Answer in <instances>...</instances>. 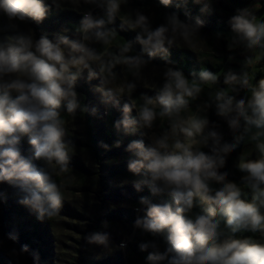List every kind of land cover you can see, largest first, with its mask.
<instances>
[{
  "label": "clouds",
  "instance_id": "1",
  "mask_svg": "<svg viewBox=\"0 0 264 264\" xmlns=\"http://www.w3.org/2000/svg\"><path fill=\"white\" fill-rule=\"evenodd\" d=\"M128 2L0 0V16L9 22L41 23L53 7L78 10L81 3L94 5L103 13L83 11L74 29L76 39L63 34L70 31L67 28L54 39L46 34L37 39L32 29L21 30L17 23L10 25L14 35H0V185L14 188L16 202L37 221L60 215L65 194L58 177L69 172L76 149L70 125L75 127L78 114H98V108L89 109L82 102L77 82L99 79L92 91L100 95V103L121 112L115 130L124 136L139 133L150 140L146 144L134 139L125 148L130 153L127 168L134 176L132 186L137 192L147 187L155 198L154 202L141 196L135 209L138 215L133 227L155 238L138 245L147 253L145 264H264V78L254 83L256 73L251 70L264 61V20L258 19L253 7L237 9L229 18L232 35L228 49L242 48L248 54L239 73L223 72L225 88L218 86L220 75L208 69L185 75L168 66L172 63L170 48L178 47L179 42L194 48L195 37L204 40L200 16L181 20L177 12L166 13L164 22L153 28L139 9L121 17ZM188 2L159 0L165 7L176 8H186ZM192 2L202 4L200 12L206 14L213 0ZM117 18L121 31L136 32L140 52L134 53L132 41L115 46V51L108 47L119 35L112 27ZM221 35L217 33V37ZM156 57L165 62L162 82L149 88L153 95L141 93L133 99V92L145 80L144 69ZM205 84L214 92L190 112ZM241 90L247 95L237 99L234 94ZM123 97L127 100L121 106ZM213 105L216 114L227 121L231 142L209 128L206 112ZM157 121L161 122L158 134L152 131ZM25 137L29 155L20 147ZM121 143L117 140L115 146ZM242 144L252 147L238 158L236 167L242 176L237 183L220 170L226 166L227 156ZM100 146L109 148L103 142ZM205 148L209 151L202 150ZM245 189L250 190L251 200ZM6 200V191L0 190V203ZM102 226L107 228L108 221ZM7 240L16 243L19 234L12 231ZM83 240L87 245L112 247L107 231H89ZM4 243L0 239V247ZM119 247L126 244L121 242ZM29 252V245L22 244L10 248L8 255L19 264ZM31 254L33 264H39V252Z\"/></svg>",
  "mask_w": 264,
  "mask_h": 264
},
{
  "label": "trees",
  "instance_id": "2",
  "mask_svg": "<svg viewBox=\"0 0 264 264\" xmlns=\"http://www.w3.org/2000/svg\"><path fill=\"white\" fill-rule=\"evenodd\" d=\"M255 1L213 0L209 11L206 14H201L200 9L203 5L193 3L192 0H189L186 8L165 7L159 3V0H129L128 4L122 8L121 17L128 11L139 9L150 18L152 27L155 28L164 22L166 13L177 12L181 20L188 18L194 20L200 16L204 21L200 35L206 42L200 37H195L196 47L194 48L179 42L178 47L170 48L169 59L172 63L168 66L182 70L185 75L192 71L199 73L202 68L208 69L218 73L220 75L219 85H224L223 72L231 69L239 73L243 68L245 56L248 54L242 48L228 49V38L232 35L228 20L236 14L237 9L251 7ZM260 3L259 8L255 10L256 15L264 12V0H260ZM89 9L93 11L94 15L103 14L101 9L94 5L81 3L78 10L66 6L64 10L57 11L53 7L48 17L41 23L35 21L27 24L18 21L9 22L6 17L0 16V29H3L0 35H14L15 30L10 25L17 23L21 30L32 29L37 39L42 34L54 39L58 34H62V30L65 28L70 31L63 34L68 35L70 39H76L74 29L82 19L83 11ZM119 25L120 19L117 18L112 27H116L119 35L108 47L115 51V46L132 41L134 53L140 52L141 45L135 42L136 32L121 31ZM217 33L222 35L217 37ZM97 47L102 48L100 45ZM147 67L164 70L165 62L156 57ZM121 72L122 75L131 79L123 69ZM255 73L256 82L260 78H264L261 69ZM89 83L92 86H97L100 81L94 79L91 82H86L84 79H80L77 82L76 91L89 109L93 106L98 108V114L95 116L90 112L78 114L75 121L80 124V130L70 125L69 135L76 149L71 159L69 172L58 177L64 185L65 194V202L60 215L50 221H37L27 208L16 202L17 198L12 196L10 190L16 191L14 188H10L9 185H0V190L7 193V200L0 203L4 211L0 222V234L5 238L12 231L19 234L16 244L18 246L27 244L30 248L27 255L28 264H33L31 253L34 251H38L40 254L39 264H145L147 253L141 252L138 245L143 241L155 239L133 227L134 220L138 215L135 209L138 207L140 197H149L154 202L155 198L151 196L147 187L142 192H137L132 186L130 181L134 179V176L127 168L130 153L125 151L131 140L143 139L146 144L149 141L145 137H141L139 133L133 136H124L122 133H118L114 124L120 119L121 112L100 103V95L92 91ZM202 87L201 98L203 97L206 101L209 99V92H214V89L207 84ZM244 91L241 90L234 95L237 96V99L243 98L247 95ZM141 93L154 94L148 88L137 87L132 94L133 99L138 98ZM126 100L127 98L121 99V106ZM197 103L198 100L194 102L190 112H194ZM133 115H135V111H133ZM207 115L210 122L209 128L221 133L224 141L231 142L233 137L227 121L216 114L214 105L207 109ZM159 123L161 122L157 121V124ZM117 140L122 142L119 147L115 146ZM101 142L107 144L109 148L107 150L102 148ZM244 146L245 144H242L236 151L230 153L227 156L226 166L220 170L228 172V179L237 183L240 182L242 173L239 172L236 164L241 152L244 151ZM20 147L24 155H29L26 137L23 138ZM202 150L209 151L207 148ZM75 198H80L82 202L88 204V208L86 210L78 208L79 202L77 203ZM78 209L80 211H77ZM67 217L82 219L83 222H71L66 219ZM104 221H108L107 228L102 226ZM14 225H16V229H13ZM89 231L109 232L112 247L104 249L96 245H87L83 237ZM63 232L71 233L75 237L69 236L63 240L66 237ZM124 237L128 239L131 237V239L126 245L125 251H122L119 245L124 241ZM160 244L163 249V242L160 241ZM0 264H17V262L10 257L3 256L0 252ZM19 264H24V262L19 260Z\"/></svg>",
  "mask_w": 264,
  "mask_h": 264
},
{
  "label": "rangeland",
  "instance_id": "3",
  "mask_svg": "<svg viewBox=\"0 0 264 264\" xmlns=\"http://www.w3.org/2000/svg\"><path fill=\"white\" fill-rule=\"evenodd\" d=\"M260 0H256L254 3H253V5L251 6V7H253L254 8V10H256L257 8H259V6H260ZM257 17H258V19H260V20H263V17H264V12H262V13H260V14H258L257 15ZM10 36V35H9ZM258 66H261L262 68H260V67H258ZM259 69H261L262 70V72H263V74H264V61H262L261 63H259V64H257V65H254L253 66V68L251 69L252 71H254V72H256V71H258ZM162 72H163V70H157V69H154V68H151V67H147V68H145L144 69V74H145V80H144V82H143V84H140V85H138V87H144V88H151V87H154L155 85H157V84H159V83H161L162 82V78H161V74H162ZM261 79V78H260ZM254 83L256 82V80H254L253 81ZM90 84V83H89ZM219 87H227L226 85H218ZM90 88H93V86L90 84ZM245 93H246V91H244ZM123 98H127V97H123ZM205 101V99L202 97H200V99L198 100V103L197 104H199V103H203ZM206 115H207V112H206ZM207 117H208V115H207ZM80 124L77 122V121H75V129H77V130H80L81 128H80V126H79ZM160 126H161V123H159V124H157V127L156 128H154L152 131L153 132H156L157 134L161 131V129H160ZM149 135H151V133H149ZM146 139H148V136H144ZM148 141H149V143H150V140L148 139ZM252 147V145L251 144H245V146H244V151L246 150V149H249V148H251ZM11 188V187H10ZM9 188V189H10ZM11 190V194H12V196L14 197V198H17L16 197V195H15V191L13 190V189H10ZM245 192L247 193V196H246V198L248 199V200H251V192H250V190H247V189H245ZM166 199H170V197H165ZM75 201H77V203L79 202V206H78V208H80L81 210L82 209H84V210H86L87 208H88V204L86 205L85 204V202L83 201L82 202V200L80 199V198H78V199H76L75 198ZM86 201V200H85ZM90 202V201H89ZM88 202V203H89ZM95 203V202H94ZM95 204H101L100 202H97V203H95ZM77 211H80L79 209L77 210ZM82 212V211H81ZM83 213V212H82ZM3 214H4V211H3V209L1 208V206H0V222L2 221V217H3ZM138 214V213H137ZM5 219V218H4ZM67 220H71V222H83V220L82 219H76V218H72V217H67L66 218ZM12 220H15V218H12ZM3 222H5L4 220H3ZM0 225H1V223H0ZM13 229H16V225H14L13 226ZM63 234L66 236V237H64L63 238V240H66V238L67 237H69V236H73V237H75V235H73V234H71V233H68V232H63ZM243 235L244 236H249V235H253L252 233H243ZM125 239H124V243L127 245L128 244V242L130 241V239H131V237H130V239H128L127 237H124ZM256 238H259V236H258V234H256ZM0 239H3L4 241H5V243H4V245H3V247H0V252L2 253V255L3 256H6V257H10L9 255H8V250L10 249V248H12V247H19L16 243H13V242H11V241H9V240H7V238H5V237H3L1 234H0ZM63 242H67V241H63ZM120 248V247H119ZM120 249H122V251H125V249H126V247H124V248H120ZM11 258V257H10ZM13 261H15L13 258H11ZM20 261H23L24 262V264H28V260H27V255L26 256H23V257H21L20 258Z\"/></svg>",
  "mask_w": 264,
  "mask_h": 264
}]
</instances>
